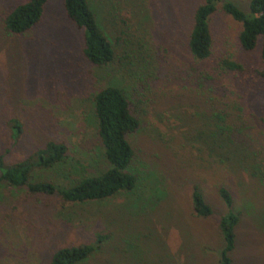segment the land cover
Here are the masks:
<instances>
[{
  "label": "rangeland",
  "instance_id": "1",
  "mask_svg": "<svg viewBox=\"0 0 264 264\" xmlns=\"http://www.w3.org/2000/svg\"><path fill=\"white\" fill-rule=\"evenodd\" d=\"M25 1L0 0V162L35 160L52 141L64 145V160L33 167L31 181L68 186L104 170L92 95L116 84L139 123L127 135L138 183L133 193L72 203L0 182V264H46L57 248L94 243L96 234L106 237L79 264H215L221 186L239 213L232 264H264V65L259 40L249 51L239 45L225 0L209 18L210 54L201 60L187 47L199 0H87L113 48L102 66L83 57L62 0H47L29 30L6 32L4 16ZM193 185L209 217L194 215Z\"/></svg>",
  "mask_w": 264,
  "mask_h": 264
},
{
  "label": "trees",
  "instance_id": "2",
  "mask_svg": "<svg viewBox=\"0 0 264 264\" xmlns=\"http://www.w3.org/2000/svg\"><path fill=\"white\" fill-rule=\"evenodd\" d=\"M47 0H26L14 6L3 18L6 32L21 34L40 20ZM192 14L188 33L187 47L191 56L201 60L209 56L211 36L208 21L214 12L218 0H199ZM221 10L240 23L237 40L243 50H252L259 40V57L264 65V0H247L245 8L225 0ZM64 16L81 31L83 57L92 65L102 66L111 62L113 48L100 24L94 18L87 0H62ZM225 69H237L239 65L229 60H221ZM264 74V71H263ZM92 108L96 132L102 148V156L107 167L98 174L83 176L68 186H59L46 180L31 181L33 167L49 168L65 158V147L61 143L48 141L43 148L31 157L11 165L0 162V182L11 187H25L30 193L55 194L63 201L81 203L99 201L119 192L133 193L138 183V175L132 169V148L127 135L138 128V119L132 114L130 101L116 84H108L92 95ZM11 133L16 136L19 123L9 119ZM212 138L214 132L209 130ZM205 135L203 142L208 145L210 139ZM226 212L217 223L222 246L219 248L215 264H232L231 252L235 248L234 228L239 220V213L232 209V198L224 187H219ZM191 208L195 216L206 218L212 214L210 205L196 185L190 193ZM105 234H96L94 243H80L74 246L59 247L54 250L46 264H79L85 260L104 238Z\"/></svg>",
  "mask_w": 264,
  "mask_h": 264
}]
</instances>
